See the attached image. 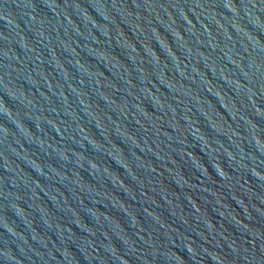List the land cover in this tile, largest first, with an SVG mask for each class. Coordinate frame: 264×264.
<instances>
[{
    "label": "water",
    "instance_id": "1",
    "mask_svg": "<svg viewBox=\"0 0 264 264\" xmlns=\"http://www.w3.org/2000/svg\"><path fill=\"white\" fill-rule=\"evenodd\" d=\"M0 264H264V0H0Z\"/></svg>",
    "mask_w": 264,
    "mask_h": 264
}]
</instances>
